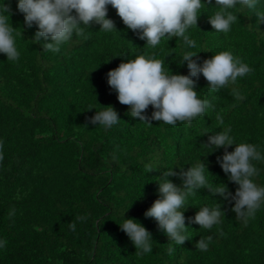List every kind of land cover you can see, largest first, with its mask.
Here are the masks:
<instances>
[{
	"label": "trees",
	"instance_id": "16d2710c",
	"mask_svg": "<svg viewBox=\"0 0 264 264\" xmlns=\"http://www.w3.org/2000/svg\"><path fill=\"white\" fill-rule=\"evenodd\" d=\"M9 3L11 22L21 33V57L18 63L9 62L0 53V237L8 241L0 264H264V209L245 224L232 211L234 201L199 189L185 217L216 203L225 215L211 230L186 219L190 238L182 245L171 241L154 218L144 216L159 198V179L168 167L187 170L199 159L213 183H225L235 193L238 185L217 161L224 149L205 146L223 127L231 128L238 143L264 147V22L244 9L228 34L217 33L210 24L215 0H205L197 27L190 29L200 51L193 59L202 63L231 50L254 72L215 93L201 74L196 90L213 105L208 114L191 123L171 126L152 120L148 126L128 114L129 106L119 102L107 83V73L145 54L165 58L167 70L187 75V62L180 64L185 51L181 38L165 39L151 49L109 5L107 15L117 32L104 33L92 24L84 36L74 35L59 53H52L43 48V38L32 42L37 26H26L17 0ZM109 105L117 110L120 124L109 130L91 124L96 109ZM153 110L150 105L148 114ZM147 165L154 169L146 172ZM257 166L261 173L256 182L264 184V164ZM169 179L181 184L178 176ZM123 214L152 234V253L135 248L119 225ZM72 222L75 231L69 227ZM209 235L208 250L196 248Z\"/></svg>",
	"mask_w": 264,
	"mask_h": 264
},
{
	"label": "clouds",
	"instance_id": "9594fccd",
	"mask_svg": "<svg viewBox=\"0 0 264 264\" xmlns=\"http://www.w3.org/2000/svg\"><path fill=\"white\" fill-rule=\"evenodd\" d=\"M207 2L212 3V0ZM109 5L117 10L129 29L136 32L141 40H146L151 49H157L165 39L169 41L178 37L183 41L185 51L180 64L187 62V75L173 74L165 68V58L145 54L121 62L107 73V83L117 93L119 102L128 105V114L138 117L145 125L150 126L155 120L175 126L178 122L191 123L208 114L213 105L196 90L201 74L209 82V91L215 93L254 72L250 64L231 50L217 52L202 63L193 59L200 51L190 29L197 27L198 17L204 12L205 0H17V10L24 14L26 26H37L32 42L40 43L43 38V48L52 53H59L74 35L84 36L85 29H90L92 24L100 25V31L104 33L117 32L115 22L107 15ZM215 5L210 24L217 33L228 34L244 9L252 11L258 23L264 22V0H215ZM11 15L9 0H0V53L6 54L7 61L18 63L21 57L18 38L21 33L13 26ZM233 94L240 96L236 89H233ZM150 105L154 109L151 115L147 112ZM217 120L218 125L224 124L222 117L218 116ZM89 121L109 130L119 125L121 119L117 110L109 105L96 109ZM232 145H235L234 150L228 151ZM205 146L212 151L224 149L217 161L228 180L238 187L233 194L225 183H213L201 159L179 172L168 167L163 178L159 179V198L144 212V216L154 218L176 245H182L190 238L186 219L189 224L197 223L201 228L211 230L222 222L225 215L220 204L216 203L200 207L194 217H185L189 200L199 189L207 188L212 194H219L224 201H234L232 211L245 224L264 209V184H258L255 179L261 173L257 165L264 164V147L250 142L238 143L230 127H223L210 135ZM2 149L0 142V161L3 160ZM153 169L151 165L146 166V172ZM174 176L181 179V184L169 179ZM124 214L119 223L121 229L140 253H152V234L140 221L125 218ZM78 219L84 221L87 217L80 216ZM69 227L75 231L76 224L72 222ZM211 242V235L200 238L196 248L206 251ZM7 244V239L0 237V252Z\"/></svg>",
	"mask_w": 264,
	"mask_h": 264
}]
</instances>
